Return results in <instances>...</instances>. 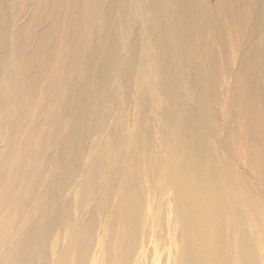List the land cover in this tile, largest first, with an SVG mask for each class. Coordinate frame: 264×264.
Instances as JSON below:
<instances>
[{
    "label": "bare ground",
    "instance_id": "1",
    "mask_svg": "<svg viewBox=\"0 0 264 264\" xmlns=\"http://www.w3.org/2000/svg\"><path fill=\"white\" fill-rule=\"evenodd\" d=\"M259 77L264 0H0V264H264Z\"/></svg>",
    "mask_w": 264,
    "mask_h": 264
},
{
    "label": "rangeland",
    "instance_id": "2",
    "mask_svg": "<svg viewBox=\"0 0 264 264\" xmlns=\"http://www.w3.org/2000/svg\"><path fill=\"white\" fill-rule=\"evenodd\" d=\"M258 83H259V90L263 91V95H264V81L261 77H259ZM262 106L264 107V98L262 101ZM225 148L228 149V151H230V147H229L228 143L225 144ZM242 167H243V169H246V166H244L243 163H242ZM244 184H245V186H247L249 188V190H254L256 193L259 192L261 197L264 199V195H263L262 191H260V186L258 184V176L255 173L252 174V172H250V179L244 181ZM262 244L264 245L263 241H262Z\"/></svg>",
    "mask_w": 264,
    "mask_h": 264
}]
</instances>
